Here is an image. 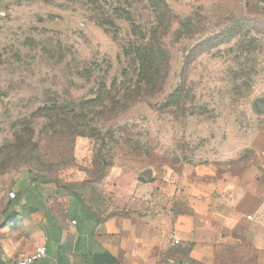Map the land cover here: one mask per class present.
<instances>
[{
	"label": "rangeland",
	"instance_id": "obj_1",
	"mask_svg": "<svg viewBox=\"0 0 264 264\" xmlns=\"http://www.w3.org/2000/svg\"><path fill=\"white\" fill-rule=\"evenodd\" d=\"M160 24L162 89L100 114L105 89L133 94L131 47ZM0 177L88 181L71 188L106 205L151 178L186 213L242 197L212 264H264V0H0Z\"/></svg>",
	"mask_w": 264,
	"mask_h": 264
},
{
	"label": "crops",
	"instance_id": "obj_2",
	"mask_svg": "<svg viewBox=\"0 0 264 264\" xmlns=\"http://www.w3.org/2000/svg\"><path fill=\"white\" fill-rule=\"evenodd\" d=\"M151 181L139 177L106 205L103 195L71 188L88 181L56 192L52 182L0 177V264L39 246L47 255L35 264H212L218 248L240 241L242 197L213 198L186 213L183 195L156 194Z\"/></svg>",
	"mask_w": 264,
	"mask_h": 264
},
{
	"label": "trees",
	"instance_id": "obj_3",
	"mask_svg": "<svg viewBox=\"0 0 264 264\" xmlns=\"http://www.w3.org/2000/svg\"><path fill=\"white\" fill-rule=\"evenodd\" d=\"M165 8L167 6L165 5ZM160 27H153L152 29L149 30L150 33V39L149 41L144 45L145 47H131V50L134 53V58L132 62V65L135 64L137 67L138 72V78L139 82H137L136 87L133 91V94H128L126 100L124 102H121L120 100H116L115 98H112L110 94H100L98 99L95 101H91L90 103L92 104H97V107L101 109L100 114H106L110 116H116L128 109L131 106V98L132 95L134 94H139L140 91H142L141 87V82H146L147 88L145 90L146 93L148 94H154L159 92L163 85H164V80L160 79V72L159 69L162 67L164 64L163 59H158L156 60L154 57H156L157 53L154 51V45L159 44L157 41L158 38L162 37V33L164 31V25L160 24ZM134 29L135 27L132 26ZM160 51V50H158ZM129 52L127 51V54ZM162 54V52H159V55ZM136 96V95H135ZM111 98L108 104H106V99Z\"/></svg>",
	"mask_w": 264,
	"mask_h": 264
},
{
	"label": "built area",
	"instance_id": "obj_4",
	"mask_svg": "<svg viewBox=\"0 0 264 264\" xmlns=\"http://www.w3.org/2000/svg\"><path fill=\"white\" fill-rule=\"evenodd\" d=\"M14 197V194H11ZM75 224V222H73ZM47 255V249L45 246H39L32 254L19 260L16 264H35L38 260L45 258Z\"/></svg>",
	"mask_w": 264,
	"mask_h": 264
}]
</instances>
